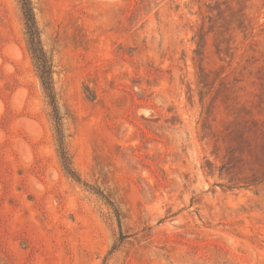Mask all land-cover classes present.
Segmentation results:
<instances>
[{"label": "rangeland", "instance_id": "374dc122", "mask_svg": "<svg viewBox=\"0 0 264 264\" xmlns=\"http://www.w3.org/2000/svg\"><path fill=\"white\" fill-rule=\"evenodd\" d=\"M31 5L81 182L0 0V264H264V0Z\"/></svg>", "mask_w": 264, "mask_h": 264}, {"label": "trees", "instance_id": "16d2710c", "mask_svg": "<svg viewBox=\"0 0 264 264\" xmlns=\"http://www.w3.org/2000/svg\"><path fill=\"white\" fill-rule=\"evenodd\" d=\"M17 2L20 8L21 18L23 22L27 49L33 60L34 68L37 73L44 96L47 100V104L50 107V117L54 126L57 155L66 175H68L76 182H81L80 176L72 167L71 159L65 146L64 133L61 126V119L57 109L56 97L52 82V64L50 58L44 51L41 44L40 34L35 21L31 0H17ZM83 184L88 186L85 183ZM94 192L101 197H104L99 190H94ZM107 203H109V205L113 207L110 202ZM113 210L117 215V211L114 207ZM125 237L126 235L119 232L117 242L113 244L111 252L120 244V242Z\"/></svg>", "mask_w": 264, "mask_h": 264}]
</instances>
